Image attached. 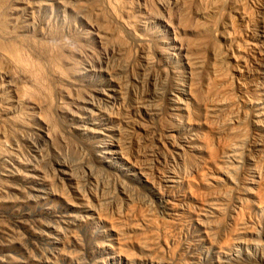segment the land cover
I'll return each mask as SVG.
<instances>
[{
    "label": "rangeland",
    "instance_id": "1",
    "mask_svg": "<svg viewBox=\"0 0 264 264\" xmlns=\"http://www.w3.org/2000/svg\"><path fill=\"white\" fill-rule=\"evenodd\" d=\"M0 264H264V0H0Z\"/></svg>",
    "mask_w": 264,
    "mask_h": 264
},
{
    "label": "bare ground",
    "instance_id": "2",
    "mask_svg": "<svg viewBox=\"0 0 264 264\" xmlns=\"http://www.w3.org/2000/svg\"><path fill=\"white\" fill-rule=\"evenodd\" d=\"M60 56H61V55H60ZM61 58H62V57H61ZM61 58H60V59H61ZM56 61L58 62V61H60V60H56ZM61 61H62V60H61ZM66 66H67V65H66ZM66 66H64V67H66ZM39 67H40V66H39ZM69 68H70V67H69ZM59 69H60V68H59ZM70 69H71V68H70ZM32 70H33V69H32ZM72 70H73V69H72ZM33 71H35V70H33ZM40 71H41V69H40ZM70 71H71V70H70ZM74 71H76V70L74 69ZM59 72H60V71H59ZM67 72H68V71H67ZM60 73H62V71H61ZM63 73H65L64 70H63ZM40 74H43V73H40ZM67 74H68V73H67ZM67 74H66V75H67ZM36 75L38 76V77L36 76L38 79L35 78V76H34V78H35L34 80H35V82H36V83L34 82V83H35V86H37V87H42V85H44V84H43V83H44V81H43L44 77L41 76V75H39V73L36 74ZM63 75H64V74H63ZM32 76H33V75H32ZM36 79H37V80H36ZM43 87H44V86H43ZM43 89H44V88H43Z\"/></svg>",
    "mask_w": 264,
    "mask_h": 264
}]
</instances>
